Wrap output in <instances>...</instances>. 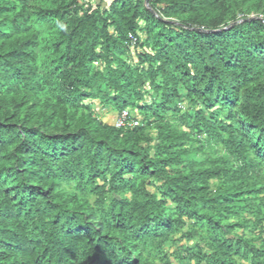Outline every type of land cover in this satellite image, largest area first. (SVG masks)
Wrapping results in <instances>:
<instances>
[{
    "label": "trees",
    "instance_id": "1",
    "mask_svg": "<svg viewBox=\"0 0 264 264\" xmlns=\"http://www.w3.org/2000/svg\"><path fill=\"white\" fill-rule=\"evenodd\" d=\"M149 3L0 0V264H264V0Z\"/></svg>",
    "mask_w": 264,
    "mask_h": 264
},
{
    "label": "built area",
    "instance_id": "2",
    "mask_svg": "<svg viewBox=\"0 0 264 264\" xmlns=\"http://www.w3.org/2000/svg\"><path fill=\"white\" fill-rule=\"evenodd\" d=\"M130 39L133 45L136 43L137 39L134 36H130ZM117 129L121 128H135L140 125V122L137 119H134L128 111L122 112L114 122Z\"/></svg>",
    "mask_w": 264,
    "mask_h": 264
},
{
    "label": "rangeland",
    "instance_id": "3",
    "mask_svg": "<svg viewBox=\"0 0 264 264\" xmlns=\"http://www.w3.org/2000/svg\"><path fill=\"white\" fill-rule=\"evenodd\" d=\"M92 2L94 4H98V3H100V0H92ZM109 2H110V0H106V3H109ZM239 21H240V19L237 20L236 22H239ZM95 108H96V111L98 112L99 116L101 118H103L106 122H108V123H113L114 122V120H115V118L117 116L116 112H110L109 110L102 109V107H100L98 105L95 106ZM183 243H185V242H183ZM174 264H178V263H174ZM183 264H189V263L188 262H184Z\"/></svg>",
    "mask_w": 264,
    "mask_h": 264
},
{
    "label": "water",
    "instance_id": "4",
    "mask_svg": "<svg viewBox=\"0 0 264 264\" xmlns=\"http://www.w3.org/2000/svg\"><path fill=\"white\" fill-rule=\"evenodd\" d=\"M144 2H145V5H146V7H147V9H149L150 11H153L152 9H151V7H150V3H149V0H144ZM255 17H251L250 19H254ZM163 21H166V20H163ZM243 21H239V22H235V23H233L230 27H233V26H235V25H237V24H239V23H242ZM227 29H229V27L228 28H225L224 30H227Z\"/></svg>",
    "mask_w": 264,
    "mask_h": 264
},
{
    "label": "crops",
    "instance_id": "5",
    "mask_svg": "<svg viewBox=\"0 0 264 264\" xmlns=\"http://www.w3.org/2000/svg\"><path fill=\"white\" fill-rule=\"evenodd\" d=\"M116 118H117V117H116ZM116 118H115V120H116ZM115 120H114V122H115ZM114 122H113V123H114Z\"/></svg>",
    "mask_w": 264,
    "mask_h": 264
}]
</instances>
